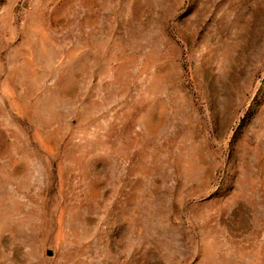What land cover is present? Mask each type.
<instances>
[{
	"label": "rangeland",
	"instance_id": "1",
	"mask_svg": "<svg viewBox=\"0 0 264 264\" xmlns=\"http://www.w3.org/2000/svg\"><path fill=\"white\" fill-rule=\"evenodd\" d=\"M0 264H264V0H0Z\"/></svg>",
	"mask_w": 264,
	"mask_h": 264
}]
</instances>
